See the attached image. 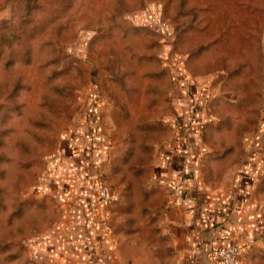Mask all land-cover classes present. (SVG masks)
<instances>
[{
    "label": "rangeland",
    "instance_id": "374dc122",
    "mask_svg": "<svg viewBox=\"0 0 264 264\" xmlns=\"http://www.w3.org/2000/svg\"><path fill=\"white\" fill-rule=\"evenodd\" d=\"M101 130L118 142L96 169L76 143ZM176 131L209 148L213 187L244 157L264 204V0H0V264H52L81 200L96 221L98 178L123 189L115 231L162 252L152 176Z\"/></svg>",
    "mask_w": 264,
    "mask_h": 264
},
{
    "label": "crops",
    "instance_id": "0c3cea01",
    "mask_svg": "<svg viewBox=\"0 0 264 264\" xmlns=\"http://www.w3.org/2000/svg\"><path fill=\"white\" fill-rule=\"evenodd\" d=\"M176 132V136L162 146L152 176L153 183L164 191L161 197L166 206L171 208L168 230L160 240L162 252H149L145 247L139 250L132 239L115 231L123 189L114 182L111 183L113 202L90 213L96 221L84 220L83 213L88 206L83 205L87 201L81 200L82 204L76 205L77 211L81 212V221L73 222L77 230L71 231L76 227L67 222V227L59 226L57 232L51 231L46 240L49 247H45L43 253L45 256L48 253L52 264H210V250L229 245L245 248L237 264H250L264 252V204L257 201L251 190H244L243 179H251L253 173L242 172L245 158L236 168L232 180L226 179L213 187L200 168L209 148L200 140H190L192 133L185 132L180 137ZM111 135L103 130L97 135L89 134L84 144L76 143L77 150L82 149L83 155L90 149L92 165L96 169L101 163L105 166L108 157L111 161L118 142L117 135L116 138ZM178 176L182 177L185 187V200L181 205L175 204L169 191L170 182ZM99 212L100 216L103 212L109 216L111 232L108 235L100 227ZM126 225L124 222L123 226Z\"/></svg>",
    "mask_w": 264,
    "mask_h": 264
},
{
    "label": "built area",
    "instance_id": "2783aa9c",
    "mask_svg": "<svg viewBox=\"0 0 264 264\" xmlns=\"http://www.w3.org/2000/svg\"><path fill=\"white\" fill-rule=\"evenodd\" d=\"M97 199L100 207H107L113 202L114 196L111 184L103 178L95 180ZM170 194L177 205H181L185 200V187L181 176L174 178L169 185ZM100 225L106 235L111 232L109 216L105 212L101 214ZM245 248L241 245L217 246L213 247L209 253L210 264H237Z\"/></svg>",
    "mask_w": 264,
    "mask_h": 264
}]
</instances>
